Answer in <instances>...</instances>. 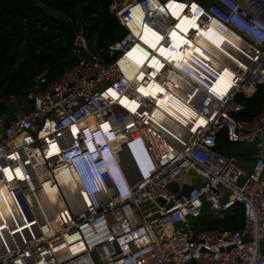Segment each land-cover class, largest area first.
<instances>
[{
	"label": "built area",
	"instance_id": "2783aa9c",
	"mask_svg": "<svg viewBox=\"0 0 264 264\" xmlns=\"http://www.w3.org/2000/svg\"><path fill=\"white\" fill-rule=\"evenodd\" d=\"M168 1L112 0L125 33L96 51L77 34L75 60L25 88L22 99H33L30 109L0 113V184L6 189L0 191V264H264V101L251 118L235 116L244 108L236 95L249 97L264 85V0H173L182 4L180 13L195 16L198 28L181 34L205 56L193 46L177 61L159 51L175 50L169 27L177 26V15ZM143 26L162 37L154 47L142 38ZM131 51L142 58L122 63ZM225 69L228 89L214 90V77ZM108 119L127 139L141 135L156 171L142 179L128 170L127 197L106 184L86 201L72 179H58L60 170L73 169L62 151L78 144L73 126ZM220 134L232 143L259 141L249 169L217 148ZM22 140L36 144L43 159L25 157L26 144L15 147ZM51 144L60 153L48 151ZM48 178L63 203L44 213L50 203L39 198ZM188 178L190 186L182 190ZM236 203L243 215L238 228L195 230L188 221L204 208L218 216Z\"/></svg>",
	"mask_w": 264,
	"mask_h": 264
},
{
	"label": "trees",
	"instance_id": "16d2710c",
	"mask_svg": "<svg viewBox=\"0 0 264 264\" xmlns=\"http://www.w3.org/2000/svg\"><path fill=\"white\" fill-rule=\"evenodd\" d=\"M112 0H0V113L13 114L6 99L23 97L25 88L36 76L59 75L71 64V48L82 33L91 50H103L121 37L126 29L111 8ZM235 99L244 108L235 112L249 119L264 101V85L249 97L238 93ZM232 142L220 134L217 148L233 154ZM243 221L241 206L233 204L222 215L204 208L193 218L195 230L211 227L238 228ZM187 264H201L194 260Z\"/></svg>",
	"mask_w": 264,
	"mask_h": 264
},
{
	"label": "clouds",
	"instance_id": "9594fccd",
	"mask_svg": "<svg viewBox=\"0 0 264 264\" xmlns=\"http://www.w3.org/2000/svg\"><path fill=\"white\" fill-rule=\"evenodd\" d=\"M210 44L218 49L216 42ZM177 68L191 76L189 69ZM104 123L108 126L107 129L103 127ZM72 134L78 144L72 142L62 154L72 162L73 169L64 168L59 171L58 176L64 181L72 179L77 184V189L82 187L88 196L92 191H101L107 184L112 185L121 197H127L131 185L128 170L142 179L150 177L156 171L155 161L141 135L135 134L129 139L121 136L111 119L86 120ZM82 197L85 199L83 194Z\"/></svg>",
	"mask_w": 264,
	"mask_h": 264
},
{
	"label": "bare ground",
	"instance_id": "6f19581e",
	"mask_svg": "<svg viewBox=\"0 0 264 264\" xmlns=\"http://www.w3.org/2000/svg\"><path fill=\"white\" fill-rule=\"evenodd\" d=\"M168 5L172 11L173 14L177 15V19H176V25L177 26H171L169 27L171 29V33L175 32L176 33V36L173 37L171 34H170V41L172 42V44L174 45L175 47V50H168V48H163V46H160L159 47V51L161 53V49L164 50L163 52V55H166V56H170V59H173L174 61H177L178 58L184 56L185 52L186 53H193V46H195V52H196V55L197 56H202V57H205L203 52L200 50V48L195 44V42H193L191 39L189 38H186L185 36H183L181 34V32L183 31H186L188 30L189 28H193V27H196L198 28L197 24H196V21H195V16L192 15V14H187V13H180V7L182 4H179V3H176L174 2L173 0H169L168 1ZM179 6V7H178ZM180 13V14H179ZM185 17H187L188 19L186 20ZM179 25V27H178ZM133 27V26H132ZM153 33H155L150 27L148 26H143V28H141V35H142V38L144 39V41H146L149 45H154L156 43V41L158 40L157 36L156 35H153ZM157 34V33H156ZM159 35V34H158ZM160 37V36H159ZM181 40H184V41H188L190 44L188 43H185L187 44L186 47H182V51L180 50L179 52L176 50L177 47L181 46L182 43H181ZM205 41V37H203L202 34H199L198 35V43L200 45H202V42ZM197 49H199V51H197ZM145 53H147V51L145 50ZM140 58H142V56L139 54L138 51H136V54L131 51L130 54H128L127 58H123L121 59V62L122 63H126L127 61H130V62H136L138 60H140ZM186 60H188V62L192 63L191 60H189V58H187ZM155 62V65H157V61L156 60H153L151 59V62ZM199 68V67H198ZM203 72V71H202ZM227 75H228V70L225 69L223 72H220L218 75H217V78L214 77V83L212 84V88L215 90L214 87H222V90L225 89H228L229 86H227V83L228 82V79H227ZM142 89H146L145 87H142ZM223 92H220V94H222ZM160 102L165 105V102H163L162 100H160ZM106 125V123H104ZM75 126H73L74 128ZM20 144H18L17 146L15 147H20L22 144H26L24 145L26 150H25V157H29L31 160H39L41 161L43 159V156L42 154L39 152L38 148H37V145L34 144V143H29V141H26V140H22L20 142H18ZM52 145H56V144H51L48 148V151H53L52 153H54L56 150H54L52 148ZM15 152V151H13ZM16 153V152H15ZM29 160H27L28 162ZM5 169H8L10 174H11V171H13L10 167H6ZM4 169V170H5ZM16 170V169H15ZM21 172V170H20ZM58 179L61 183H64L65 184V181L63 179H61L60 176H58ZM43 199L39 198V202L44 201V199L46 201H48L51 206H54V207H59V206H62V200L60 198V196L57 194V187H56V183L54 181H52L51 178H48L46 179V181H44L43 183ZM77 188V187H75ZM5 186H3V184H0V191L4 192L5 194ZM83 196L85 197L86 201H89V196L88 194L86 193L85 189H83ZM9 198L10 195H7ZM7 196H4L2 198H6L7 199ZM1 202V201H0ZM50 207V205H49ZM48 207V208H49ZM44 208H47V207H44ZM51 209V208H50ZM47 211V210H46ZM51 211V210H49ZM47 211V212H49ZM53 211V209H52ZM51 211V212H52Z\"/></svg>",
	"mask_w": 264,
	"mask_h": 264
},
{
	"label": "rangeland",
	"instance_id": "374dc122",
	"mask_svg": "<svg viewBox=\"0 0 264 264\" xmlns=\"http://www.w3.org/2000/svg\"><path fill=\"white\" fill-rule=\"evenodd\" d=\"M117 1H124V0H117ZM6 103H7L8 108H10L13 112H17L18 110L23 108L24 101L21 98L9 97V98L6 99ZM257 144H259V141H254L253 143L233 142L230 145V150L233 151V152H236L237 155L241 154L244 149H245L246 152L251 153L252 152V147L256 146ZM49 205H50V207H49ZM45 207H47V208H43L42 209V211L44 213H50L52 211V209L55 208L54 206H51V204H46ZM46 210L47 211L51 210V211L47 212ZM188 221L192 223L193 217H191V216L188 217ZM261 250H262V248H261ZM99 264H109V263L104 261V262H100Z\"/></svg>",
	"mask_w": 264,
	"mask_h": 264
},
{
	"label": "snow or ice",
	"instance_id": "6c2138e0",
	"mask_svg": "<svg viewBox=\"0 0 264 264\" xmlns=\"http://www.w3.org/2000/svg\"><path fill=\"white\" fill-rule=\"evenodd\" d=\"M178 7H179V6H178ZM160 10L163 11V9H160ZM195 10H196V9H195V5H193L191 11L195 12ZM185 19L187 20L188 18L185 17ZM178 27H179V25H178ZM153 35H156L158 39H161V38H162V37H159V35L156 34V33H153ZM171 35H172L173 37H175V36H176V33L173 32V33H171ZM181 43H187V41L181 40ZM154 46H155V45H153V47H154ZM197 51H199V49H197ZM163 52H164V50L161 49V54H163ZM140 91L143 92L144 90H143V89H140ZM109 92H111V95H112V96H114V97L116 96V93H115V92H112L111 90H109ZM106 94H107V93H106ZM121 103H123V101H121ZM132 111H135V108H132ZM200 123L203 124V123H205V121H204L203 119H201ZM103 127H104L105 129H107L108 126H107V125H103ZM75 131H76V129L73 128V132H74V133H75ZM193 131H195V129H193ZM52 148H53L54 150H57V151H58V148H57L56 145H52ZM49 155H51V153H49ZM4 171H5L6 174H8V179H11L12 176H11L9 170H8V169H5ZM15 171H16L17 176H20V175H21V172H20V169H19V168H17ZM21 178H22V177H21Z\"/></svg>",
	"mask_w": 264,
	"mask_h": 264
},
{
	"label": "crops",
	"instance_id": "0c3cea01",
	"mask_svg": "<svg viewBox=\"0 0 264 264\" xmlns=\"http://www.w3.org/2000/svg\"><path fill=\"white\" fill-rule=\"evenodd\" d=\"M25 104H23L24 107ZM243 143V142H242ZM245 143V142H244ZM253 143V142H252ZM259 151V145L257 144L256 146L252 147V152L248 153L245 151V149L243 150V152L241 154H236L239 161L247 168L249 169L251 166V163L256 155V153ZM260 246L262 248V250L264 251V237L261 239V243Z\"/></svg>",
	"mask_w": 264,
	"mask_h": 264
},
{
	"label": "water",
	"instance_id": "95a60500",
	"mask_svg": "<svg viewBox=\"0 0 264 264\" xmlns=\"http://www.w3.org/2000/svg\"><path fill=\"white\" fill-rule=\"evenodd\" d=\"M115 54H116V52H114V53L111 55V57H114ZM103 58H104L105 61H108V60H109V58H110V54H109L108 51H105V52L103 53ZM27 101H28V103H26V104L24 105V107L22 108L24 111H28V110L30 109V104H29V103L32 102L33 99H32V98H28ZM189 183H190V179L188 178V179L186 180L185 184L183 185V189H182V190H187V189L189 188V186H190ZM160 201H161V199H160Z\"/></svg>",
	"mask_w": 264,
	"mask_h": 264
}]
</instances>
